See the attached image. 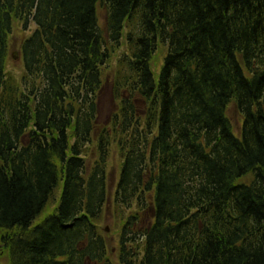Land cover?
Masks as SVG:
<instances>
[{
	"label": "trees",
	"instance_id": "16d2710c",
	"mask_svg": "<svg viewBox=\"0 0 264 264\" xmlns=\"http://www.w3.org/2000/svg\"><path fill=\"white\" fill-rule=\"evenodd\" d=\"M15 23L36 26L19 81ZM122 43L119 110L101 126ZM113 150L120 264H264V0H0V257L113 264L100 228Z\"/></svg>",
	"mask_w": 264,
	"mask_h": 264
},
{
	"label": "rangeland",
	"instance_id": "374dc122",
	"mask_svg": "<svg viewBox=\"0 0 264 264\" xmlns=\"http://www.w3.org/2000/svg\"><path fill=\"white\" fill-rule=\"evenodd\" d=\"M97 14L99 18V25L104 29L106 25V9L101 5L97 8ZM36 29L35 24L30 26V30L25 32L22 30V27L19 23H15L13 26L12 33L9 38V60L7 62V73L13 76L18 81L22 78L24 74V66L21 59V45L25 38H27L34 30ZM126 50L125 43H122L121 48L115 53L111 61L103 68V85L99 93L98 100V123L101 126H107L113 116L119 110V102L115 99L112 82L117 69L118 57ZM166 52V47H160L158 53L155 55V58L152 63V71L155 77V80H158L160 75V69L164 62V56ZM142 110L140 106L139 111ZM227 116L229 117L235 135L240 136L243 118L237 110L233 102L230 103L227 109ZM120 174V161L117 156L116 150L112 151L111 158L108 165V204L107 211L103 222L100 224L101 233L106 238V244L109 251V259L113 264H120L118 258V249H119V234L120 230L118 228V222L113 215L112 202L116 186L118 183ZM252 179L251 176H248L246 179L241 182H249ZM47 214L43 215L39 220H42ZM38 222V221H37ZM0 264H8V259L6 255L0 257Z\"/></svg>",
	"mask_w": 264,
	"mask_h": 264
}]
</instances>
